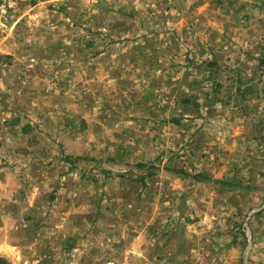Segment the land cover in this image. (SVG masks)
<instances>
[{"label":"rangeland","instance_id":"rangeland-1","mask_svg":"<svg viewBox=\"0 0 264 264\" xmlns=\"http://www.w3.org/2000/svg\"><path fill=\"white\" fill-rule=\"evenodd\" d=\"M32 1L0 0V264H165L190 230L262 264L264 0Z\"/></svg>","mask_w":264,"mask_h":264},{"label":"crops","instance_id":"crops-1","mask_svg":"<svg viewBox=\"0 0 264 264\" xmlns=\"http://www.w3.org/2000/svg\"><path fill=\"white\" fill-rule=\"evenodd\" d=\"M145 5L146 4L140 3L139 7H145ZM140 12L141 11H139V13ZM113 18L114 20H116V22H120V24L117 25L118 27H115L112 30L113 34L109 35L117 40H120L122 47L130 45V43H132L128 41L130 39H133V41L136 40L134 47L136 45L140 46L144 43H151L154 41V37H156V34H153L152 31H155L154 24H156L157 21L151 22L149 20L148 22H145L147 20H144L142 17L129 19L124 15H117L116 17L113 16ZM130 23L133 24V27ZM142 52L144 53V50ZM149 52H151L150 49ZM122 53L129 54L130 50L128 51L124 48L122 49ZM19 122H21V120H11L9 123L10 128L5 130L3 133L4 136L11 138V143H8L6 145L8 147H11L14 153L19 150H24V146L28 142L29 137L28 133L26 132L27 128H22L19 125ZM190 231L191 232L188 233V235L191 236L194 240L185 242L184 249L187 248L186 252H182L180 254V257L177 254L175 256L171 254V256H168V258L166 259L165 264H233L237 261L238 249L236 246H230V253L232 254L230 255V258L225 261L223 258H219V253L214 254L215 252L211 250L213 248L220 249L222 248V246L225 247L226 244L222 243V238H216L214 241H212V235H210L209 233H202L200 231L199 233L198 231L193 230ZM207 236L211 237L209 241L206 239ZM242 258L243 261L246 258H253V262L252 260L251 262L249 260V264L258 263L255 261V257L252 254L249 255L248 253L246 254V252L242 256Z\"/></svg>","mask_w":264,"mask_h":264},{"label":"trees","instance_id":"trees-1","mask_svg":"<svg viewBox=\"0 0 264 264\" xmlns=\"http://www.w3.org/2000/svg\"><path fill=\"white\" fill-rule=\"evenodd\" d=\"M36 2H37V0H33V1H32L33 4H35ZM202 175H203L202 173H199V174H197V175L195 176V178H196V179H201ZM222 184H223V185H227L226 183H222Z\"/></svg>","mask_w":264,"mask_h":264},{"label":"built area","instance_id":"built-area-1","mask_svg":"<svg viewBox=\"0 0 264 264\" xmlns=\"http://www.w3.org/2000/svg\"><path fill=\"white\" fill-rule=\"evenodd\" d=\"M248 237H249V242H250V244L252 245V244H253V242H252V241H253V240H252V234L249 235ZM262 264H264V260H263Z\"/></svg>","mask_w":264,"mask_h":264}]
</instances>
